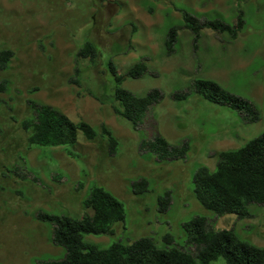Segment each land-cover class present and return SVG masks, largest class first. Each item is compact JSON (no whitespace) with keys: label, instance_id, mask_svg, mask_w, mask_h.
<instances>
[{"label":"rangeland","instance_id":"rangeland-1","mask_svg":"<svg viewBox=\"0 0 264 264\" xmlns=\"http://www.w3.org/2000/svg\"><path fill=\"white\" fill-rule=\"evenodd\" d=\"M208 1L212 3L0 0V49L15 52L9 68L0 70V81H10V89L0 92V264H38L37 260L62 258L65 249L50 240L51 223L39 220L37 214L82 217L87 211L83 201L94 184L119 197L127 217L125 227L117 224L115 235L88 234L87 243L106 248L114 241L129 243L151 236L161 248L182 246L186 239L182 223L205 215L216 219V229L233 227L241 239L264 248V205L251 204L249 218L239 219L234 213L216 217L193 192L194 173L200 165L215 170L218 152L238 149L264 132V57L243 52L242 57L253 61L239 66L234 46L223 45L230 53L221 51V43L232 39L228 34L204 29L196 39L184 27L183 10L232 23V12L226 17ZM232 1L234 7L237 4L246 11L252 28L261 26L256 28L261 35L254 39L264 42V1ZM173 27H178V40L169 54L165 43ZM88 40L97 45L99 60L95 64L82 61L80 83H73L76 53ZM140 60L148 71L140 78L127 77L123 86L137 95L155 88L162 91L164 97L151 111L147 127L156 125L173 144L189 139L191 148L184 159L159 162L142 153L140 141L149 133L114 111L115 81L109 62L124 74ZM200 78L212 79L252 101L260 120L246 122L240 112L195 92L187 99L173 98L175 92L192 91L193 82ZM34 87L38 90L32 91ZM29 100L51 105L76 122L90 123L98 137L89 140L79 132L78 142L68 148L30 147L29 132L21 125L33 117ZM102 124L119 140L115 153L109 151ZM141 177L149 180V191L137 195L132 182ZM166 195L171 202L162 210L160 199ZM168 234L173 241L165 239Z\"/></svg>","mask_w":264,"mask_h":264},{"label":"trees","instance_id":"trees-1","mask_svg":"<svg viewBox=\"0 0 264 264\" xmlns=\"http://www.w3.org/2000/svg\"><path fill=\"white\" fill-rule=\"evenodd\" d=\"M184 27L190 29L196 39L202 36L204 29H212L228 34L235 39L246 25L242 12L234 23L222 18H201L191 11L183 10ZM178 40V27H173L166 40L167 53L175 51ZM15 56L10 48L0 49V70H7ZM100 52L93 41H86L75 56L74 74L70 81L80 83L82 61L96 63ZM109 69L115 81L116 114L131 121L136 129L145 128L148 137H143L139 144L142 153L149 154L159 162H173L187 157L190 140L185 138L173 144L153 127H147V121L156 104L162 101L164 94L155 88L145 95H137L123 86L127 77L140 78L148 71L144 60L133 64L126 73H119L113 61ZM10 89V81H0V92ZM38 90L34 87L32 91ZM193 92L220 105L228 106L240 112L246 122L260 120L261 114L249 99L232 93L220 83L206 78L196 79L193 90L175 92V100L187 99ZM33 117L22 121V127L29 132L30 147L56 148L75 145L79 132L89 140L98 137L99 132L86 121H74L55 107L29 100ZM102 133L108 136L110 153H115L119 140L106 125H101ZM68 154L75 156L72 150ZM27 172L30 174L26 162ZM62 178V176H60ZM34 179L37 177L33 176ZM82 186V183L79 185ZM150 182L146 177L132 182L133 192L137 195L149 191ZM193 192L197 200L216 217L234 213L239 219L252 216L251 204L264 205V132L248 141L238 149H228L217 153L216 169L200 165L193 177ZM171 202L169 195L160 199L162 210H167ZM86 213L76 218L68 214L39 212L37 218L51 223L53 229L50 240L62 246L65 254L59 259L37 260L38 264H264V248L244 241L235 229H216L215 220L205 215H196L182 223L185 233V245L161 248L151 236L135 239L129 243L114 241L109 247L102 248L85 241V235H109L117 233V224L125 227L127 210L125 203L99 184L91 186L88 196L83 201ZM173 241V236H165Z\"/></svg>","mask_w":264,"mask_h":264},{"label":"crops","instance_id":"crops-1","mask_svg":"<svg viewBox=\"0 0 264 264\" xmlns=\"http://www.w3.org/2000/svg\"><path fill=\"white\" fill-rule=\"evenodd\" d=\"M243 1L244 4L247 3H258V1L260 2V0H241ZM264 1V0H262ZM211 3V1H208ZM213 6V8L218 9L224 16L228 17V12H232L235 16H233V20L232 23H234L236 21V18L238 16V14H240V12L243 13L244 18L246 20V25L243 28V30L238 34V36L235 39H230V38H226V40H224V43L222 44V52L223 53H230L227 48L225 49L224 46H234L236 48V51L239 53L238 55H236V60L239 63V66H246V62H252L253 59H246L245 57L241 56V53L243 52H251L253 53L252 56L255 57H264V42L263 41H258L256 39H254L256 36L261 35V31L260 29H256V28H261V26H256L255 28H252L250 24L247 23V15H246V11L244 9L240 10L239 7L236 6L234 7V2L232 0H212L211 3V7ZM257 12L259 13V17H260V10H257ZM220 44V46H221ZM224 45V46H223ZM253 45L254 49L249 50V46ZM233 47V48H234ZM238 66V67H239Z\"/></svg>","mask_w":264,"mask_h":264}]
</instances>
